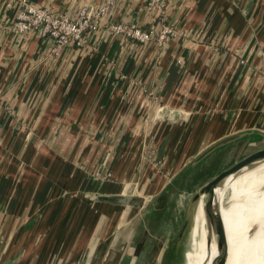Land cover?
Segmentation results:
<instances>
[{
	"label": "crops",
	"instance_id": "0c3cea01",
	"mask_svg": "<svg viewBox=\"0 0 264 264\" xmlns=\"http://www.w3.org/2000/svg\"><path fill=\"white\" fill-rule=\"evenodd\" d=\"M26 1L73 16L104 0ZM16 11L0 0V24ZM163 17L177 34L162 47L98 31L56 57L37 31L0 29V264H150L147 244L160 264L165 233L91 196H154L226 136L264 146V0H115L110 18ZM158 105L189 117L153 120Z\"/></svg>",
	"mask_w": 264,
	"mask_h": 264
},
{
	"label": "water",
	"instance_id": "95a60500",
	"mask_svg": "<svg viewBox=\"0 0 264 264\" xmlns=\"http://www.w3.org/2000/svg\"><path fill=\"white\" fill-rule=\"evenodd\" d=\"M187 117H189V115H185L181 110L161 106L154 112L153 120L175 123ZM245 136L244 133L226 136L205 147L188 161V163H185L181 170L172 176L165 187L154 196L136 192V188L134 189L133 185L129 183L124 184L119 193L94 194L91 196V199L96 202L107 203L124 209H134L135 214L140 213V218L144 219L143 223L149 224L153 227L154 231L156 221L160 219L162 221L164 217L166 218L168 215L172 217L173 220L176 219L175 215L178 207L177 199L181 196L182 192H184L182 189H180L181 191L176 190V187L183 188V186L180 184L178 185V183L180 182L183 185L184 183H188L189 185L190 181L185 182V178L191 175L193 169L199 167V165L201 166L206 161H213L220 156L226 155L227 164L192 192L173 240L171 238L168 245L165 242L166 246L164 247V250L167 248V255L179 250L184 235L191 227L196 205L198 201L201 200L206 229L213 235L217 247L216 255L212 259L211 264H225L228 243L224 223L218 207L216 190L222 187L224 181L229 176L237 175L243 168L264 161V146L255 147V143L252 140L247 141ZM249 145H251V149H248ZM182 214L183 210L182 213L180 212V217ZM170 217L166 219H169L168 221L173 223ZM155 232H158V230H155ZM164 260L166 261L165 258ZM164 260L161 259L160 264L165 262Z\"/></svg>",
	"mask_w": 264,
	"mask_h": 264
},
{
	"label": "built area",
	"instance_id": "2783aa9c",
	"mask_svg": "<svg viewBox=\"0 0 264 264\" xmlns=\"http://www.w3.org/2000/svg\"><path fill=\"white\" fill-rule=\"evenodd\" d=\"M17 7L14 19L11 23L0 24V29L7 27L16 35H23L30 31H37L41 37L49 38L53 42L48 56L56 57L62 48L67 45L77 47L85 45L90 35L103 31L114 36L123 37L125 40L136 41L140 44L155 42L158 46L166 45L176 36V29L165 22V18L156 19V22L144 28L138 23L127 21H116L110 17L113 13L115 0H104L98 5L82 4L76 14L58 15L44 6H35L26 0H5V7ZM150 9H158L163 12L165 0H147ZM156 100V96L151 93ZM161 106L158 105L156 110ZM144 160L151 161L154 151L151 146L141 147ZM93 177L107 180L95 172Z\"/></svg>",
	"mask_w": 264,
	"mask_h": 264
},
{
	"label": "bare ground",
	"instance_id": "6f19581e",
	"mask_svg": "<svg viewBox=\"0 0 264 264\" xmlns=\"http://www.w3.org/2000/svg\"><path fill=\"white\" fill-rule=\"evenodd\" d=\"M216 193L228 243L225 264H264V161L229 176ZM191 235L183 264H211L217 247L206 229L201 200L195 208Z\"/></svg>",
	"mask_w": 264,
	"mask_h": 264
},
{
	"label": "rangeland",
	"instance_id": "374dc122",
	"mask_svg": "<svg viewBox=\"0 0 264 264\" xmlns=\"http://www.w3.org/2000/svg\"><path fill=\"white\" fill-rule=\"evenodd\" d=\"M151 149L154 151V149L151 147ZM196 154L194 153V155L190 156L187 160L186 163H188V161H190L192 159L193 156H195ZM155 155H151V161L153 164L155 163L154 159ZM225 164H227V156H220L219 158L213 160V161H206L205 163H203L201 166L199 165V167H196L195 169L192 170L191 175L188 176L187 178H185V182L190 181L189 185L188 183H184L181 184L180 182L178 183V185H182L183 188H178L176 187L177 191H181L180 189H182L184 192H182L181 196L177 199L178 202V207H177V212L175 215V218L173 220L172 217H170L169 215L166 216V218L170 217V220L173 221V223H170L168 220L164 217V220L161 221L158 220L156 221L155 225H154V232L155 230H158V232H163L165 233V238L166 241L162 242L163 245L166 246V243L168 245L169 240H173L174 235L176 234L179 225L181 223V218L184 215L185 209H186V205L188 203V200L192 194V192L198 187L200 186L203 182H205L206 180H208L214 173H216L220 168H222ZM158 167V166H157ZM169 177V176H168ZM192 182V184H191ZM177 185V186H178ZM190 186V187H188ZM181 193V192H180ZM228 197H229V192L227 191L224 195V205H227L228 203ZM183 210V214L180 217V212L182 213ZM90 226L89 229H91V226L93 228V225H88V227ZM157 232V233H158ZM161 233V234H163ZM164 238V240H165ZM191 240H192V235H191V227L188 229V232L184 235L183 240L181 241V246L179 247L178 251H174L172 252L170 255H167V248L163 251L162 254V260H164V258L166 259L165 262H162V264H183L184 263V255L186 253V251L189 249L190 244H191ZM166 242V243H165ZM164 246V247H165ZM151 244H147L146 246H143V250L140 253V260L144 261L145 258H149L150 259V264H155L152 260V251L153 249ZM155 254V253H154ZM142 255V257H141ZM167 255V256H166ZM156 264H159V260H155Z\"/></svg>",
	"mask_w": 264,
	"mask_h": 264
}]
</instances>
